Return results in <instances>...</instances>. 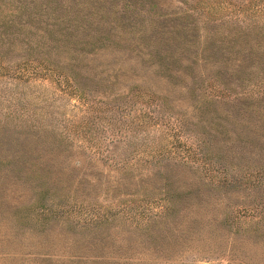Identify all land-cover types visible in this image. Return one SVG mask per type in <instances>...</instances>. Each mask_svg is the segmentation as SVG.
<instances>
[{
    "label": "rangeland",
    "instance_id": "374dc122",
    "mask_svg": "<svg viewBox=\"0 0 264 264\" xmlns=\"http://www.w3.org/2000/svg\"><path fill=\"white\" fill-rule=\"evenodd\" d=\"M9 1L23 26L43 25L47 44L95 55L58 60L52 49L0 40V264H264V128L234 132L231 142L211 129L225 111V123L260 120L264 0H63L68 11L50 0ZM210 83L255 95L230 103L206 92ZM138 87L154 92L150 103H162L171 123L178 118V134L162 139L161 124L136 121L114 131L147 109L142 100L126 105V117H99ZM179 88L191 115L176 105ZM194 132L208 137L209 175L190 159L114 161L127 141L148 159L159 143L176 155L196 142Z\"/></svg>",
    "mask_w": 264,
    "mask_h": 264
},
{
    "label": "trees",
    "instance_id": "16d2710c",
    "mask_svg": "<svg viewBox=\"0 0 264 264\" xmlns=\"http://www.w3.org/2000/svg\"><path fill=\"white\" fill-rule=\"evenodd\" d=\"M46 1H49V0H46ZM69 1L74 3L77 0H69ZM100 1H103V0H84V1L80 0V2H85L86 4H88L87 7H90V5L93 3L97 4ZM194 1H198V2H194ZM194 1H193L194 3H190V4L194 5L195 7L198 6L200 3H202L199 0H194ZM50 2L52 3V5H51L52 8L56 6L57 9H63V11L65 9L68 11L69 7L70 8L73 7L72 4L64 5L63 0H50ZM217 4H219V1H217ZM46 5H42V6H44L45 12H47V9H51V7L46 6ZM62 5H63V7H62ZM205 7L208 10L212 9L208 5H206ZM263 7H264V5H263ZM198 12L200 14L202 13L199 10H197V13ZM229 12H231V11H229ZM86 13L87 12L82 13L81 15H84ZM6 15H9V16L14 15V18H13V16L9 17V18L8 17L4 18V16H6ZM16 15H18V16H16ZM19 15L20 14H18L14 11V6H13L12 2H10L9 0H0V18H1L0 40L5 39L8 46L14 45L13 40L15 38H17L19 40L21 39L23 45H26V47H28L29 49L33 48L34 46H39V47L44 48L45 52L47 54L50 53L48 51V49H52L54 55L56 56V59H58V60L62 59L64 57V55H70V54H73L72 55L73 59L78 57L80 61H83L85 59H89L95 55L93 50H91L92 47L85 50V51L83 50L84 52H82V54L80 56H78V54H80V53H77L75 49L71 48V45L59 44V43L52 44L51 42H49V44H47L46 41L44 42L45 37H47V36L45 34V31H44L45 28L43 27V25H41V23L37 22L36 24H33V25L28 24L27 26H23V24L26 23L28 20L20 18ZM78 15H80V14L76 11L75 16H78ZM202 15H203V17L205 16V14H202ZM15 16H16V18H15ZM27 16H30V15H27ZM48 16H49V13H48ZM30 18H32V17H30ZM2 25L4 28H1ZM8 25H12L14 27V29L11 30V32L6 33L5 26H8ZM25 27L28 28L29 31H24ZM73 63H75V62H73ZM205 85L206 86H204V87L206 89V92L214 94V95H217L215 93H219V95L224 97L225 101L230 102V103L238 104V102L241 99L250 98L255 94H258V98L264 99V82L261 86V89L255 94L249 93L250 91H248V90L246 91L244 87H241L239 90L229 91V90H226L224 88H220L219 85H217V84L210 83V84H205ZM171 87H172V89H174L173 86H171ZM179 87H181V86H179ZM141 88L138 87V89H136L134 92H132V91L126 92L123 95V97L125 98L124 102L122 103L123 106L115 105V107L113 109H111L110 113L101 114L102 116H99V117L104 118V117H109V116L110 117L117 116L116 117L117 119H119L120 117H126L127 116L125 113L126 112L125 111L126 105L133 104V102L135 100H142L148 104L147 109L142 110V108H140L141 109L140 111H137L136 113H133L130 116H127L129 119L128 120L127 119L122 120L121 125L119 122V125L114 126L113 127L114 131L121 133V130L123 128L125 129V128H131L133 126H137V125L133 124L136 121L139 124H146L147 122H153V123L161 124L162 126L160 128L161 129L160 130V134H161L160 136L162 139H163L164 134H170V133L175 134V135L178 134V132L181 130L179 128V124L177 122L178 118H175L174 123H171L170 122L171 114L169 113L170 114V116H169V114L165 113V109L161 106L162 103H158V102H156L157 104L156 103L155 104L150 103L155 98V95L153 94L154 92L153 93L149 92L152 96H148L149 95L148 92L144 88H142V90H141ZM162 89H163V91L164 90L167 91L166 88H164V87H162ZM178 90H180V93L182 96L181 89L179 88ZM130 92H132V93H130ZM165 93H166V95H168L167 92H165ZM131 95L132 96L135 95L136 98L132 99L131 102H127L128 97H132ZM78 96H79V94H78ZM156 96H158V95H156ZM172 96L174 98V95H172ZM181 96H178L176 101H178L181 98ZM254 100H256V99H254ZM183 101H184V99L182 96L181 102H177L176 105L180 108V103L183 104ZM184 104L187 106L180 108V109H182V111L185 110L189 115H191L193 113L192 108H190L186 102ZM241 107L243 108V106H241ZM244 109H245V106H244ZM254 111L257 112V115L260 118V120L253 122V121H251L252 119H250V121L249 120L247 121L243 118H237V119H234L231 123H229V122L225 123L222 121V119L229 113V112L225 111V112H223V114H221V116L216 115L217 121H216L215 116H214V118L212 120L213 126L211 129L217 130L218 132H220L222 135V138L224 139L225 142H231L232 136H234V137L237 136V138L239 139L240 138L239 135L234 133V132H244V128H250L252 125H255V126L259 125L262 128H264V108H262V106L261 107L257 106V108L254 109ZM179 117H181V116H179ZM145 118H146V120H143ZM246 118H249V117L246 116ZM237 120H239V121H237ZM105 121L109 125V121L108 120H105ZM214 122L216 124L219 123L220 127L215 128ZM123 123H125V124H123ZM250 123H252V124H250ZM122 125H124V126L122 127ZM238 125L243 126L242 129L238 128ZM194 133L196 134V132H194ZM196 135L198 136V139H196V142H194L193 145L185 146V150L183 152L175 150L176 155L171 154V152H170L171 149L168 148V146L166 147L165 143H159L157 145V147L152 148L151 154L149 156L150 159L145 158L147 156H145V154H141L139 152L141 150H140V148H138L137 145L131 146L133 143L131 141H127L126 144H128V148H126V149H129V150L127 152H123V156H121L118 159H115L114 161L120 162L121 167L123 168V167H125L126 163L128 162L129 157L131 158L134 156L138 159L144 158L141 160L149 161L153 165L156 163H160V162H168V164H176V166H180V165L181 166H190L186 161V159H190L193 162H197L198 165L204 166V168H201L202 170H204L203 176L209 175V174H207L208 170H210L211 168L213 169V167L211 165V159L210 160L208 159V157L206 156L204 149L202 147L205 144V142L208 141V137L206 135L205 136H201L200 134H196ZM90 136L92 137L91 143H94V141H96L97 148H99L101 146V144H100L101 139L93 138L92 134H90ZM197 140H198V142H197ZM176 146H178V145H176ZM101 148H102V146H101ZM97 151H99V150H97ZM149 151L150 150H148L147 153H149ZM103 155L104 156H102V157H104L105 159L112 158V156H109V154H103ZM174 156H176L175 159L170 158V157H174ZM214 159H215V162L218 164H220L222 162V160L220 158L215 157ZM191 167L193 168L192 165H191ZM180 173L181 172H173V174L178 177L179 181L185 183L184 180L181 179L182 176L180 175ZM241 173H247V172L245 170H243ZM258 175H261V174H258ZM165 183H167V182L166 181L162 182V184H165ZM163 187L164 186H161V189H163ZM159 206H165V204H159ZM101 248H102V246H101ZM100 250H101L100 248H94V247L91 248L90 246L84 247L85 253L88 251H91L93 253V255H101L102 254L101 252H96V251H100ZM85 253L82 252V254H85Z\"/></svg>",
    "mask_w": 264,
    "mask_h": 264
}]
</instances>
